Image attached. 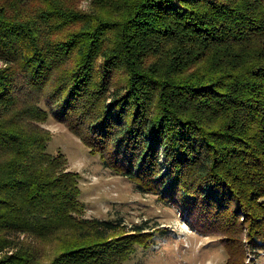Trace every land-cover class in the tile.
Here are the masks:
<instances>
[{
	"label": "trees",
	"instance_id": "16d2710c",
	"mask_svg": "<svg viewBox=\"0 0 264 264\" xmlns=\"http://www.w3.org/2000/svg\"><path fill=\"white\" fill-rule=\"evenodd\" d=\"M0 61V264H124L147 243L146 223L83 215L49 113L226 264L264 247V0H0Z\"/></svg>",
	"mask_w": 264,
	"mask_h": 264
},
{
	"label": "rangeland",
	"instance_id": "374dc122",
	"mask_svg": "<svg viewBox=\"0 0 264 264\" xmlns=\"http://www.w3.org/2000/svg\"><path fill=\"white\" fill-rule=\"evenodd\" d=\"M77 6L88 10L90 0H77ZM40 124L50 133L46 150L62 153L67 169L78 174V199L85 217L119 219L126 230L134 224L149 225L144 230L148 232L147 243L134 245L124 264H226L227 253L217 235L198 231L176 206L142 191L135 182L106 167L99 154L90 153L80 138L51 113ZM13 241L35 243L23 234ZM256 244L262 245L258 240ZM36 249L44 262L53 256L51 244L38 241ZM246 252L245 264H264V247L247 246Z\"/></svg>",
	"mask_w": 264,
	"mask_h": 264
}]
</instances>
